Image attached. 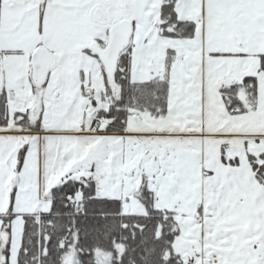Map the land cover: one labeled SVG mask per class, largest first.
Here are the masks:
<instances>
[{
	"label": "snow or ice",
	"instance_id": "snow-or-ice-1",
	"mask_svg": "<svg viewBox=\"0 0 264 264\" xmlns=\"http://www.w3.org/2000/svg\"><path fill=\"white\" fill-rule=\"evenodd\" d=\"M0 264H264V0H0Z\"/></svg>",
	"mask_w": 264,
	"mask_h": 264
}]
</instances>
